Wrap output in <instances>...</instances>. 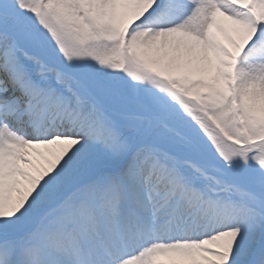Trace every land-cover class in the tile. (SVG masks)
<instances>
[{
    "label": "snow or ice",
    "instance_id": "6c2138e0",
    "mask_svg": "<svg viewBox=\"0 0 264 264\" xmlns=\"http://www.w3.org/2000/svg\"><path fill=\"white\" fill-rule=\"evenodd\" d=\"M0 264H264V0H0Z\"/></svg>",
    "mask_w": 264,
    "mask_h": 264
}]
</instances>
